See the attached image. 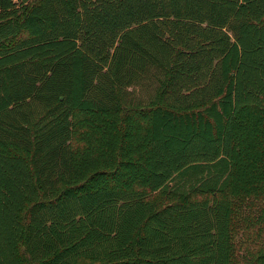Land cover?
<instances>
[{"label": "trees", "instance_id": "16d2710c", "mask_svg": "<svg viewBox=\"0 0 264 264\" xmlns=\"http://www.w3.org/2000/svg\"><path fill=\"white\" fill-rule=\"evenodd\" d=\"M0 264H264V0H0Z\"/></svg>", "mask_w": 264, "mask_h": 264}, {"label": "rangeland", "instance_id": "374dc122", "mask_svg": "<svg viewBox=\"0 0 264 264\" xmlns=\"http://www.w3.org/2000/svg\"><path fill=\"white\" fill-rule=\"evenodd\" d=\"M153 83L154 80L152 78L145 79L140 85L130 87V95L128 96L134 101H145L150 96V94H152V89L154 85ZM151 199L155 201L157 200V196H154Z\"/></svg>", "mask_w": 264, "mask_h": 264}]
</instances>
